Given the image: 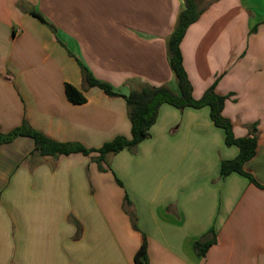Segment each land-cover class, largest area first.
Instances as JSON below:
<instances>
[{
	"label": "crops",
	"instance_id": "1",
	"mask_svg": "<svg viewBox=\"0 0 264 264\" xmlns=\"http://www.w3.org/2000/svg\"><path fill=\"white\" fill-rule=\"evenodd\" d=\"M198 6L180 43L192 97L212 85L226 96L235 138L256 125L243 169L264 186V0ZM182 8L183 0H0V133L25 120L88 149L129 138L124 98L87 87L81 66L121 95L143 84L178 94L166 43ZM66 83L84 103L66 99ZM237 153L207 106L169 104L106 171L94 153L42 156L30 137L1 142L0 264H134L142 243L148 264H264V189L235 172L220 176ZM213 236L198 257L193 244Z\"/></svg>",
	"mask_w": 264,
	"mask_h": 264
},
{
	"label": "trees",
	"instance_id": "2",
	"mask_svg": "<svg viewBox=\"0 0 264 264\" xmlns=\"http://www.w3.org/2000/svg\"><path fill=\"white\" fill-rule=\"evenodd\" d=\"M202 11L203 9H200L198 6V0H183V8L179 12L173 31L167 39V61L170 70L177 79L178 94L171 91L167 86L153 87L143 84L138 89L131 90L127 95H121L114 91L109 84L96 80L81 66V74L87 87H97L110 98H124L130 122L129 138L116 136L112 140L103 143L99 148L88 149L79 143H62L52 140L31 128L24 120L19 127L13 129L11 132L7 134L0 133V143L8 142L16 136H27L34 140L35 148L42 156L70 155L73 153H81L87 156L91 153H96L97 156L93 157V160L98 164L99 170L104 171L102 167L104 161L124 149L133 152L141 141L149 137V129L155 123L158 109L162 104H169L179 110L185 107L200 108L207 106L212 123L224 132L225 145H235L238 148V153L235 158L221 162L220 176L225 177L235 172L245 176L251 183L264 189V186L259 185L243 169L244 164L255 154L257 145L256 125L252 124L249 127V136L235 138L230 121L222 115L226 96L216 94L214 86L212 85L204 91L199 99L192 97V87L182 63L180 43L186 29L199 18ZM31 14L44 22L37 13L32 11ZM251 31L253 32L254 28ZM64 94L70 103L82 104L85 102V97L82 92L70 84L66 83L64 85ZM209 234H213L212 230ZM214 242V236L211 240L201 239L195 242L193 244L195 254L198 257L204 256L207 249ZM133 263L148 264L145 243H142L134 254Z\"/></svg>",
	"mask_w": 264,
	"mask_h": 264
},
{
	"label": "rangeland",
	"instance_id": "3",
	"mask_svg": "<svg viewBox=\"0 0 264 264\" xmlns=\"http://www.w3.org/2000/svg\"><path fill=\"white\" fill-rule=\"evenodd\" d=\"M94 154H96V153H94ZM95 156H97V154L94 155V156H92V159H93V157H95ZM93 161H94V160H93ZM102 167L104 168V171L109 170V159H107L106 161H104V162L102 163Z\"/></svg>",
	"mask_w": 264,
	"mask_h": 264
}]
</instances>
